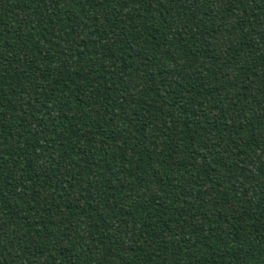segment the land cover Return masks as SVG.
Listing matches in <instances>:
<instances>
[{
	"label": "trees",
	"instance_id": "obj_1",
	"mask_svg": "<svg viewBox=\"0 0 264 264\" xmlns=\"http://www.w3.org/2000/svg\"><path fill=\"white\" fill-rule=\"evenodd\" d=\"M0 264H264V0H0Z\"/></svg>",
	"mask_w": 264,
	"mask_h": 264
}]
</instances>
